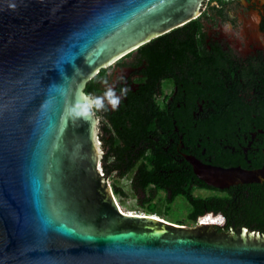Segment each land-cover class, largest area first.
Returning <instances> with one entry per match:
<instances>
[{"label":"water","instance_id":"obj_1","mask_svg":"<svg viewBox=\"0 0 264 264\" xmlns=\"http://www.w3.org/2000/svg\"><path fill=\"white\" fill-rule=\"evenodd\" d=\"M205 2L0 0V264H264V237L224 231V215L187 226L124 212L96 115H73L100 70L196 20ZM188 160L210 187L261 181ZM112 182L125 206L144 208L130 176Z\"/></svg>","mask_w":264,"mask_h":264},{"label":"flooded vegetation","instance_id":"obj_2","mask_svg":"<svg viewBox=\"0 0 264 264\" xmlns=\"http://www.w3.org/2000/svg\"><path fill=\"white\" fill-rule=\"evenodd\" d=\"M196 20L194 32L158 37L88 82L93 95L109 85L130 89L117 109L95 114L102 162L108 130L115 121L131 123L130 109H142L146 133L196 137L180 150L193 172L189 157L260 175V182L211 190L226 200L217 213L226 218L224 231L246 228L264 237V0H206Z\"/></svg>","mask_w":264,"mask_h":264},{"label":"trees","instance_id":"obj_3","mask_svg":"<svg viewBox=\"0 0 264 264\" xmlns=\"http://www.w3.org/2000/svg\"><path fill=\"white\" fill-rule=\"evenodd\" d=\"M199 22L200 20H194L172 33L194 32V27L200 26ZM168 36L170 34L160 40ZM150 45L144 46L143 49ZM86 92L90 90L87 88ZM130 110L128 114L132 119L131 123L125 122L127 118L115 121L114 128L106 134L107 149L103 159L105 174L119 178L130 176L132 189L140 196L141 205L152 202L159 191H165L170 203L179 196L189 201L192 207L189 219L194 223L207 213H218L221 207L226 205V200L216 196L204 198L194 195L197 188L211 190L212 187L198 179L184 159L183 153H180L182 144L194 146L196 137H188L181 142L179 136L146 133L144 126L148 114L142 109L137 112ZM113 188L116 196H125L121 189ZM150 209L151 215H155L154 207L151 206Z\"/></svg>","mask_w":264,"mask_h":264},{"label":"rangeland","instance_id":"obj_4","mask_svg":"<svg viewBox=\"0 0 264 264\" xmlns=\"http://www.w3.org/2000/svg\"><path fill=\"white\" fill-rule=\"evenodd\" d=\"M113 176L109 177V182L113 187L114 184L112 182ZM215 193L212 190L207 189H196L194 191V195L197 197H210ZM118 202L122 210L126 213H134V214H148L151 215L152 210L151 206L154 207L153 212L159 215L164 220H167L172 223H182L187 226H193L194 222L189 219V214L191 213L192 207L189 201L183 197L179 196L174 202L170 203L167 199V194L164 191H159L158 195L152 202H148L144 205L143 209H132L124 205L120 195L116 196Z\"/></svg>","mask_w":264,"mask_h":264},{"label":"clouds","instance_id":"obj_5","mask_svg":"<svg viewBox=\"0 0 264 264\" xmlns=\"http://www.w3.org/2000/svg\"><path fill=\"white\" fill-rule=\"evenodd\" d=\"M129 91L130 89L127 85L122 86L119 91L109 85L102 95L87 93L80 98L78 103L73 105L77 109L73 115L77 119H88L94 116L98 110H106L108 106L112 109H117L122 97L126 96Z\"/></svg>","mask_w":264,"mask_h":264},{"label":"bare ground","instance_id":"obj_6","mask_svg":"<svg viewBox=\"0 0 264 264\" xmlns=\"http://www.w3.org/2000/svg\"><path fill=\"white\" fill-rule=\"evenodd\" d=\"M129 214L135 215L134 213H129ZM140 215H148V214H140ZM155 215H156V217L161 218L159 215H157V214H155ZM161 219H163V218H161ZM202 222H204V223H222L220 218H216V217L213 218V217H211V215H208L207 217L202 218Z\"/></svg>","mask_w":264,"mask_h":264},{"label":"built area","instance_id":"obj_7","mask_svg":"<svg viewBox=\"0 0 264 264\" xmlns=\"http://www.w3.org/2000/svg\"><path fill=\"white\" fill-rule=\"evenodd\" d=\"M205 217H207V216H205ZM205 217H203V218H205ZM216 218H220V219H221V222H223V220H224V216H223L222 214L217 215ZM199 223H202V218H200L199 220H197V221L194 223V225L199 224ZM194 225H193V226H194Z\"/></svg>","mask_w":264,"mask_h":264},{"label":"snow or ice","instance_id":"obj_8","mask_svg":"<svg viewBox=\"0 0 264 264\" xmlns=\"http://www.w3.org/2000/svg\"><path fill=\"white\" fill-rule=\"evenodd\" d=\"M129 215H131V214H129Z\"/></svg>","mask_w":264,"mask_h":264}]
</instances>
